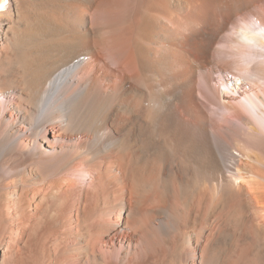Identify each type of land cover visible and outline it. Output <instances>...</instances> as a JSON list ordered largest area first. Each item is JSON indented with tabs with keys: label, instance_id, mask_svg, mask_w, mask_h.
I'll return each instance as SVG.
<instances>
[{
	"label": "bare ground",
	"instance_id": "obj_1",
	"mask_svg": "<svg viewBox=\"0 0 264 264\" xmlns=\"http://www.w3.org/2000/svg\"><path fill=\"white\" fill-rule=\"evenodd\" d=\"M256 22L264 0H0V264H264Z\"/></svg>",
	"mask_w": 264,
	"mask_h": 264
}]
</instances>
